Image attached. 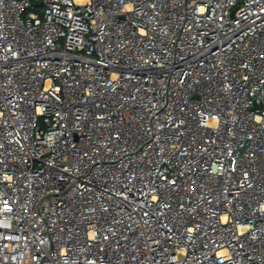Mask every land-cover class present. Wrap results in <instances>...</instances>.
<instances>
[{
    "label": "built area",
    "instance_id": "2783aa9c",
    "mask_svg": "<svg viewBox=\"0 0 264 264\" xmlns=\"http://www.w3.org/2000/svg\"><path fill=\"white\" fill-rule=\"evenodd\" d=\"M0 0V264H264V0Z\"/></svg>",
    "mask_w": 264,
    "mask_h": 264
},
{
    "label": "water",
    "instance_id": "95a60500",
    "mask_svg": "<svg viewBox=\"0 0 264 264\" xmlns=\"http://www.w3.org/2000/svg\"><path fill=\"white\" fill-rule=\"evenodd\" d=\"M29 2H30L31 5H39L40 4L39 2H36L34 0H30Z\"/></svg>",
    "mask_w": 264,
    "mask_h": 264
}]
</instances>
